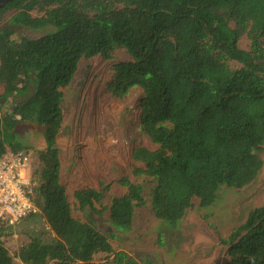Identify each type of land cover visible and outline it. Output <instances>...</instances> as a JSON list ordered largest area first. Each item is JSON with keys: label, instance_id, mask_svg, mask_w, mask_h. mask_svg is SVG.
Here are the masks:
<instances>
[{"label": "trees", "instance_id": "trees-1", "mask_svg": "<svg viewBox=\"0 0 264 264\" xmlns=\"http://www.w3.org/2000/svg\"><path fill=\"white\" fill-rule=\"evenodd\" d=\"M10 12L9 26L0 29V105L10 96L15 101L3 114L0 107V156L26 150L16 139L17 124L42 128L34 200H42L39 215L52 234L22 244L21 263L139 264L112 247V232L73 216L59 181L62 88L81 58H110L113 46L125 48L129 59L113 63L107 90L121 97L132 86L142 89L141 129L156 144L131 152L143 163L132 173L152 182L148 201L156 218L173 227L193 198L209 206L222 184L241 188L256 178L264 146V0H9L0 14ZM44 28L39 36L12 37L16 29ZM243 33L248 50L238 46ZM118 182L125 190L105 208L110 224L126 232L147 198L140 182L128 176ZM107 188H78L73 197L78 207L94 209ZM8 233L0 230V264H14L1 239ZM221 242L227 256L218 264H264V204Z\"/></svg>", "mask_w": 264, "mask_h": 264}, {"label": "rangeland", "instance_id": "rangeland-1", "mask_svg": "<svg viewBox=\"0 0 264 264\" xmlns=\"http://www.w3.org/2000/svg\"><path fill=\"white\" fill-rule=\"evenodd\" d=\"M11 14H0V29L9 26ZM46 31L47 28L16 29L17 34H12V37L18 34L35 37ZM238 46L248 50L246 33L240 36ZM110 53V58L101 54L81 58L73 78L62 88L63 118L56 137L59 181L65 187L73 216L91 222L103 233L112 232L115 235L109 236L112 247L124 249L139 264H218L227 256L221 238L242 223L251 209L264 204V146L259 151L262 166L252 182L241 188L222 184L216 200L209 206H201L199 199L193 198L191 206L173 227L156 218L148 201L152 182L132 173L134 165H143L141 161L133 160L132 148L136 145L150 149L156 147L140 125L139 101L143 92L140 87L132 86L121 97L109 93L107 82L113 73V63L129 59L126 49L121 46H113ZM231 66L238 67L239 63L233 60ZM2 89L0 85V91ZM14 101L10 96L2 102L1 113L9 110ZM15 133L16 139L30 153L29 172L33 197L36 198L35 183L43 166L39 153L45 148L42 128L35 122L25 121L15 126ZM122 176L140 182L147 198L146 204L135 208L131 229L126 232L116 230L110 224L105 208L112 196L124 192L125 188L118 182ZM105 185L108 187L104 190L105 196L101 202L94 203V209L78 207L73 197L75 189L92 187L102 190ZM31 236H52L39 212L24 218L10 233L1 237L14 264H23L17 252ZM103 256L104 253L100 252L94 259L99 260ZM46 264L55 263L48 261Z\"/></svg>", "mask_w": 264, "mask_h": 264}, {"label": "built area", "instance_id": "built-area-1", "mask_svg": "<svg viewBox=\"0 0 264 264\" xmlns=\"http://www.w3.org/2000/svg\"><path fill=\"white\" fill-rule=\"evenodd\" d=\"M28 150H7L0 156V230H11L29 213L40 211L34 200Z\"/></svg>", "mask_w": 264, "mask_h": 264}, {"label": "water", "instance_id": "water-1", "mask_svg": "<svg viewBox=\"0 0 264 264\" xmlns=\"http://www.w3.org/2000/svg\"><path fill=\"white\" fill-rule=\"evenodd\" d=\"M9 0H0V8L4 5V4H6L7 2H8ZM43 202H42V200L41 199H38V206L40 207V209H42L43 208Z\"/></svg>", "mask_w": 264, "mask_h": 264}, {"label": "clouds", "instance_id": "clouds-1", "mask_svg": "<svg viewBox=\"0 0 264 264\" xmlns=\"http://www.w3.org/2000/svg\"><path fill=\"white\" fill-rule=\"evenodd\" d=\"M40 208V207H39Z\"/></svg>", "mask_w": 264, "mask_h": 264}]
</instances>
